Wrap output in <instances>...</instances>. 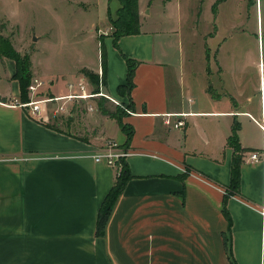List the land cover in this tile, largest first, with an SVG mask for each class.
<instances>
[{"label":"crops","instance_id":"obj_1","mask_svg":"<svg viewBox=\"0 0 264 264\" xmlns=\"http://www.w3.org/2000/svg\"><path fill=\"white\" fill-rule=\"evenodd\" d=\"M203 2L139 0L140 31L115 38L95 27L118 16L121 0L87 1L85 9L98 15L90 34L106 45L104 88L120 100L107 104L124 109L125 129L98 100V112L84 101L48 119L12 103L22 93L17 62L0 56V264H232L229 237L234 262L264 264V79L256 90L241 87L239 68L220 56V28L208 39L203 31L199 61L187 56L184 40L200 35ZM218 4L208 5L214 18ZM32 54L31 72L44 79L45 93H67L84 68L103 70L101 47L97 60L69 70L67 82L36 67ZM127 56L139 62L134 86L123 92ZM84 111L90 113L81 118ZM175 111L186 113L183 126L165 121ZM234 132L244 156L238 192L226 197ZM107 138L131 150L133 176L100 235L99 210L117 169L92 153Z\"/></svg>","mask_w":264,"mask_h":264},{"label":"rangeland","instance_id":"obj_2","mask_svg":"<svg viewBox=\"0 0 264 264\" xmlns=\"http://www.w3.org/2000/svg\"><path fill=\"white\" fill-rule=\"evenodd\" d=\"M87 1L0 0V33L7 36L8 43L18 52L32 51L36 67L49 74L53 72L52 75H59V81L67 82L69 70L82 62L97 60L101 47L98 38L90 34L91 23L98 17L97 10L85 9L89 6ZM211 1L216 0H204L202 4L205 13L200 19V35L187 34L184 40L187 56L191 54L195 61H199L204 53L201 51L203 31L207 30L208 39L209 34L217 33L220 28L217 35L220 42L223 41L220 56L225 61L231 58L230 61L239 68L240 77L246 80L241 87L247 89L246 92L256 90L260 77L264 79V0H226L220 3L221 0H217L220 6L217 18L211 16L212 9L208 6ZM100 26L110 33L117 30L111 20L96 24L97 31H101ZM219 50V47L215 50L216 54ZM208 51L209 57L215 55L211 48ZM236 88L240 89L238 84ZM92 112H98V108ZM88 113L80 112L79 116L83 118ZM61 115L66 117L68 114H57Z\"/></svg>","mask_w":264,"mask_h":264},{"label":"trees","instance_id":"obj_3","mask_svg":"<svg viewBox=\"0 0 264 264\" xmlns=\"http://www.w3.org/2000/svg\"><path fill=\"white\" fill-rule=\"evenodd\" d=\"M216 6V5H215ZM217 7V6H216ZM216 7H214L216 9ZM111 21L114 25H116L117 30L114 32L115 38L122 35L127 34V32H139L141 29V23H140V8H139V0H121V7L118 11L117 18H111ZM10 55L13 58L16 59L17 62V69H16V76L20 80V88L22 89L21 93V100H28L29 97V91H28V84L31 82L33 73L31 72V64L32 60L29 55V52H26L25 54H22L18 52L14 46L10 45L8 43L7 36H4V34L0 33V56L2 55ZM101 55H102V66L104 70V79L106 77V61H107V55H106V45L104 41L101 42ZM127 62H128V77L126 83H122L119 87L120 90L123 92H129L132 87L134 86V72H135V66L138 64V60L127 56ZM82 71L85 72L86 75L89 76L93 84L98 85L99 81V73H96L89 69H82ZM98 100V106L101 108V111L104 114L116 116L123 129L126 128V125L122 122V115L124 109H122L119 105L117 108L111 109L109 107L108 99L104 96H99ZM237 128V126H236ZM132 129L128 130V139L130 138V135L132 133ZM236 132H234V136L231 138V141L234 142L235 145V151H234V161L232 164V176H231V184L229 188L226 189L225 196L227 197L230 194H234L235 192H238L239 189V183H240V177H241V171H240V165L243 160V148L241 147L240 143L236 141ZM124 146H127L123 143H121ZM121 168L116 170V180L114 181L112 187L109 189L110 191L106 194L104 197L99 214H98V224H97V233L100 235H103L105 233L108 220L116 206L117 200L124 191L127 182L129 179L133 176L132 172L129 167V163L127 162L125 157H121ZM224 212L226 216H228L229 221L231 222L232 217L229 214V211L227 209L226 203L224 204ZM231 238L229 237L226 241V247H228L230 262L232 264H237L234 262V258L232 256V247H231Z\"/></svg>","mask_w":264,"mask_h":264},{"label":"built area","instance_id":"obj_4","mask_svg":"<svg viewBox=\"0 0 264 264\" xmlns=\"http://www.w3.org/2000/svg\"><path fill=\"white\" fill-rule=\"evenodd\" d=\"M91 80L88 75L68 82L69 90L67 93H45L42 85L44 79L40 76H33L31 82L28 84V91L30 98L28 100L14 99L12 103H19L20 105L28 106L31 114L42 117L45 119L50 118L51 112L53 115L57 114H69L73 112V109H78L84 101L88 110H94L97 105V99L99 96H104L108 100L120 103L115 96L113 97L103 85V70L99 68V81L97 87H92ZM173 116H176L173 119ZM185 112H169L165 121L172 126H183L186 123ZM131 153V150L122 145L116 138H107L105 143L92 153L96 161L105 160L117 169L121 168V157H127ZM251 156L255 159H259L260 155L258 151H252ZM264 214V207L262 208Z\"/></svg>","mask_w":264,"mask_h":264}]
</instances>
